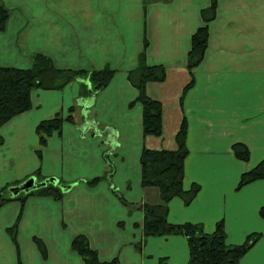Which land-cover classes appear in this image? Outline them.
I'll return each instance as SVG.
<instances>
[{"label": "crops", "instance_id": "0c3cea01", "mask_svg": "<svg viewBox=\"0 0 264 264\" xmlns=\"http://www.w3.org/2000/svg\"><path fill=\"white\" fill-rule=\"evenodd\" d=\"M209 1L0 0L8 10L0 65L28 67L34 54H43L59 68L114 70L96 92L86 78L58 90L34 89L31 107L0 127V189L29 176L37 182L55 177L63 186L58 199L30 195L0 208V264H84L70 248L78 234L104 264L114 258L118 264H188L182 235L142 236V205L157 202L159 194L140 184L141 151L176 148L182 118L188 150L182 186L196 183L199 191L188 204L169 200L167 221L197 223L207 233L222 221L228 245L259 233L238 264H264V179L237 186L241 173L264 159V0L217 1L204 57L182 94L190 79V37ZM142 51L147 64L166 68L164 81L146 87L163 106L158 137L143 135L141 105L130 104L137 90L127 73ZM71 106L72 121L62 122L38 157L36 125L65 117ZM234 143L247 146L248 160L234 155ZM15 221L14 243L7 228Z\"/></svg>", "mask_w": 264, "mask_h": 264}, {"label": "trees", "instance_id": "16d2710c", "mask_svg": "<svg viewBox=\"0 0 264 264\" xmlns=\"http://www.w3.org/2000/svg\"><path fill=\"white\" fill-rule=\"evenodd\" d=\"M217 1L210 0L209 4L200 9L201 24L195 29L190 37V47L186 55V67L190 79L183 87L182 94L193 83L192 72L202 61L209 38V23L215 18ZM8 10L0 4V29H3ZM146 41L143 47H146ZM114 70L108 67L99 70H84L59 68L53 65L51 59L43 54H34L28 67L2 66L0 65V127L12 117L27 111L31 107L30 93L34 89L58 90L73 80L86 76L91 92L103 89L109 83ZM166 78V68L162 64H147L145 54L142 51L138 55L136 67L129 70L127 79L137 90V96L130 103H139L142 108V132L143 135L158 137L163 130V106L157 99L146 93L149 83H160ZM74 107L68 109V114L62 117L56 114L54 117L40 121L35 128L38 136L39 148L35 149L38 157L41 156V146L47 138L59 131L64 120L72 121ZM187 124L181 119L178 130L174 135L176 148L152 149L143 148L140 154V184L142 187L156 188L159 200L155 203H144L142 236L182 235L188 245V264H238L239 259L253 246L260 234L253 232L246 239L235 245L225 242V230L222 221L215 225V229L207 233L197 223H171L167 221L168 202L173 197H180L185 204L190 203L199 191V185L193 183L188 190L182 186L184 178V160L187 156L185 144ZM3 138L0 135V145ZM234 155L243 161L248 160L249 150L242 143L232 144ZM39 174V170L34 172ZM30 177V176H29ZM28 178V177H27ZM26 178V179H27ZM106 178V173L88 181L94 184L100 179ZM25 179V180H26ZM264 179V159L254 167L241 173L237 186L240 187L249 182ZM20 182L14 183L18 185ZM12 185L3 186L0 189V208L11 200H20L21 203L30 195H50L58 199L62 196L63 186L48 183L44 187L30 192H21L15 197H10L8 188ZM260 215L264 218V207L260 209ZM18 218V217H17ZM14 224L7 228L11 240L15 243ZM34 242L43 257L46 256L45 247L39 238ZM140 243V242H139ZM137 243L139 247L140 244ZM70 248L81 256L84 264H104L98 257L97 251L90 247L88 239L83 234L74 236L70 242ZM112 264H118L116 258Z\"/></svg>", "mask_w": 264, "mask_h": 264}, {"label": "water", "instance_id": "95a60500", "mask_svg": "<svg viewBox=\"0 0 264 264\" xmlns=\"http://www.w3.org/2000/svg\"><path fill=\"white\" fill-rule=\"evenodd\" d=\"M87 84H88V90L91 91L90 84L88 82H87ZM57 181H58L57 178L49 177V178L45 179L44 181L37 182L35 180V177L30 176L26 180L21 182L20 184L14 185V186H10L8 188L9 196L10 197H15L21 192L27 193V192H30L32 190L38 189L40 187H44L48 183L56 184Z\"/></svg>", "mask_w": 264, "mask_h": 264}, {"label": "rangeland", "instance_id": "374dc122", "mask_svg": "<svg viewBox=\"0 0 264 264\" xmlns=\"http://www.w3.org/2000/svg\"><path fill=\"white\" fill-rule=\"evenodd\" d=\"M83 78H86V79H87V77H86V76H83ZM67 114H68V113H67ZM67 114H66V115H67ZM60 115H61V114H60ZM61 116H62V115H61ZM62 117H63V116H62Z\"/></svg>", "mask_w": 264, "mask_h": 264}]
</instances>
